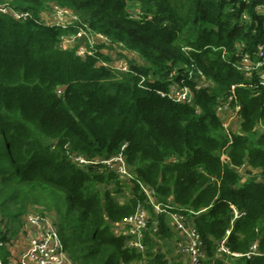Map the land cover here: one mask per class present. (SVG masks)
Returning a JSON list of instances; mask_svg holds the SVG:
<instances>
[{"label":"trees","instance_id":"trees-1","mask_svg":"<svg viewBox=\"0 0 264 264\" xmlns=\"http://www.w3.org/2000/svg\"><path fill=\"white\" fill-rule=\"evenodd\" d=\"M50 6L75 18L47 23ZM2 8L0 214L10 238L30 214H51L74 264H181L182 254L162 251L178 235L145 187L197 232L204 264H264V86L237 66L264 42V0H0ZM79 31L104 39L92 55L64 46ZM120 61L127 71L115 69ZM202 78L208 86L198 89ZM173 85L192 101L162 97ZM230 95L238 128L218 112ZM119 154L129 181L73 160ZM126 187L123 204L115 195ZM139 209L150 215L143 253L116 231ZM222 242L240 257L218 252Z\"/></svg>","mask_w":264,"mask_h":264},{"label":"built area","instance_id":"built-area-1","mask_svg":"<svg viewBox=\"0 0 264 264\" xmlns=\"http://www.w3.org/2000/svg\"><path fill=\"white\" fill-rule=\"evenodd\" d=\"M0 10L3 12L9 11L5 8ZM54 10L62 22H58L59 24L67 25L68 22L63 23L66 20V17H70L71 20L75 18L73 17L72 12L67 9L54 7ZM13 15L16 19L26 17L25 13L19 12H14ZM83 33L84 31H79L77 35L65 38L64 46L67 47L65 45V42H67L66 40L70 43L71 40L81 38ZM100 38L103 39L102 37ZM93 45L94 44H92V42L89 47H87V45L84 46L78 44V54L81 56L92 55L94 53L91 51ZM242 56V61L237 65L238 69L247 76L257 73L260 81L259 84L264 86V42L259 45L258 51L254 55L246 53ZM115 69L127 71V66L125 64H115ZM195 72L198 76L203 77L202 72L198 69H195ZM207 86L208 83L204 80V78H202V82L198 84V89H202ZM165 96L171 98L175 102L190 103L192 101L190 90L184 86L173 85L168 94H162V97ZM239 110L240 106L238 102L234 100L232 95H230L227 99L223 98L222 100H219L218 112L224 117L223 120L225 127H232L230 125L231 118H234L237 122H239L237 117ZM73 160L80 165L105 164L111 166V168H114L122 179L127 181L133 177L132 173L128 170L125 164L123 154H119L109 160H88L81 156H75L73 157ZM142 189L154 205L155 210L158 213H167V215L171 218V226L179 237L178 245L176 247L177 251L180 254L187 255L188 264H204V247L197 232L192 227L186 225L182 216L176 213H169L166 209L164 210L160 204H154L150 196V192L145 187H142ZM234 213L235 217L239 216V212L236 209H234ZM149 223L150 215L148 211L145 209H139L135 214L125 218L116 226V228L119 231L118 233L127 236V246L130 249L143 253L146 250L145 238ZM9 231L7 223L0 214V250H8L6 259L0 256V264H74L70 261L68 255L64 251V246L58 235L57 229L48 217L40 214H30L26 218V227L22 233L23 237L26 239L27 245L23 247V249L18 248L16 245H11L10 241L5 239L10 238ZM255 249L256 246H254V250ZM218 252L240 257L239 254L231 253L225 247L224 242H222Z\"/></svg>","mask_w":264,"mask_h":264},{"label":"rangeland","instance_id":"rangeland-1","mask_svg":"<svg viewBox=\"0 0 264 264\" xmlns=\"http://www.w3.org/2000/svg\"><path fill=\"white\" fill-rule=\"evenodd\" d=\"M45 17H44V20L45 21H47V22H53V23H58V22H60V23H62L61 21H60V18H59V16L57 15V13L55 12V10H54V7H52V6H50V8L46 11V13H45V15H44ZM71 21V18L70 17H66V20L63 22V23H67V22H70ZM98 38V36H95V35H89V34H82V37L81 38H77V39H75V40H71L70 41V43L68 42V40H66L67 42H65V45L66 46H74V45H76V46H78V44L79 45H84V46H86V43H87V41L89 40L90 42H92V44H100L101 42H99V40L97 39ZM91 44V43H90ZM114 53L112 52L111 54H110V56H112L113 58H114ZM128 58L129 59H138V57H136L135 55H133V54H129L128 55ZM116 60L118 61V60H120V59H115V62H116ZM140 63H143L142 61H139ZM116 64H124V62L123 61H120V62H118V63H116ZM111 189L113 188V187H110ZM116 197H118V201L119 202H121V203H123V204H125V203H127V201L129 200V197H130V188H128V187H126L125 188V194H117V195H115ZM37 214H39V213H32V215H37ZM51 221H54L55 220V217H54V215H51L50 214V216H47ZM19 220V219H18ZM18 220L16 221V222H18ZM21 224H19V222H18V224H17V226H15L14 225V232L17 234V232L19 233V228H18V226H20ZM24 227H25V223H24ZM23 227V228H24ZM116 231L117 232H119L117 229H116ZM10 232V231H9ZM15 233H13V234H15ZM20 237V236H19ZM19 237L17 236V235H15L14 237H11V238H5V239H8L9 241H10V244L11 245H16V246H18V248H19V245H20V239H19ZM176 240V239H175ZM177 241V240H176ZM165 245H166V243H164V245L162 244V248L164 247L165 248ZM181 255V254H180ZM182 259H183V263H181V264H188V257H187V255H183L182 254Z\"/></svg>","mask_w":264,"mask_h":264},{"label":"crops","instance_id":"crops-1","mask_svg":"<svg viewBox=\"0 0 264 264\" xmlns=\"http://www.w3.org/2000/svg\"><path fill=\"white\" fill-rule=\"evenodd\" d=\"M46 13V12H45ZM45 13H43L42 14V17H43V19H44V15H45ZM45 21V20H44ZM45 22H47V21H45ZM47 23H50V24H54L53 22H47ZM56 24V23H55ZM100 41V40H99ZM105 53L107 54V55H109L110 56V54H111V51H108V50H105ZM223 119H224V117H223ZM230 125L231 126H235V127H237L238 128V126H239V122H237V120L236 119H234V118H231V121H230ZM50 216V215H49ZM55 217V216H54ZM56 218V217H55ZM24 221V223H25V220L23 219L22 220V222ZM55 221V220H54ZM54 221H52L53 222V224H54ZM17 224V223H16ZM15 226H17V225H15ZM24 227V225H22V227H18L19 228V233L17 232V236L19 237L20 236V245H19V248L21 249H23V247H25L26 245H27V243H26V239L23 237V231H24V228L26 227V223H25V227ZM177 235V234H176ZM177 240V241H176ZM176 240L174 239L173 241H171V242H168V245L166 244L165 245V248L163 247L162 248V251L165 253V252H168V248H171V251H172V255H174V256H171L172 258H175V256H179L180 255V253L177 251V245H178V241H179V237L178 238H176ZM176 259V258H175Z\"/></svg>","mask_w":264,"mask_h":264}]
</instances>
